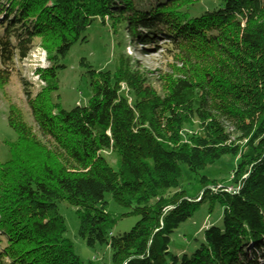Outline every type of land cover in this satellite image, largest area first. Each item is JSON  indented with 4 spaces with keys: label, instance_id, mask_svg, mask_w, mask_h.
<instances>
[{
    "label": "trees",
    "instance_id": "trees-1",
    "mask_svg": "<svg viewBox=\"0 0 264 264\" xmlns=\"http://www.w3.org/2000/svg\"><path fill=\"white\" fill-rule=\"evenodd\" d=\"M219 1L195 13L201 0L150 11L133 0H0V88L24 82L20 63L35 47L48 61L35 70L41 91L27 98L36 131L21 108L9 111L18 139L0 158V264H92L65 237L61 202L77 208L88 247L110 248L112 264L263 263L264 0ZM98 19L114 35L129 28L134 44L140 30L145 45L164 40V70L135 66L120 42L114 70L92 72L87 106L65 111L50 100L57 61ZM227 155L240 159L229 183L238 193L205 176L195 198L177 191L182 164L198 173ZM106 194L140 217L129 232L113 235L119 218ZM205 199L224 208L222 225L192 254L172 255V234Z\"/></svg>",
    "mask_w": 264,
    "mask_h": 264
},
{
    "label": "rangeland",
    "instance_id": "rangeland-1",
    "mask_svg": "<svg viewBox=\"0 0 264 264\" xmlns=\"http://www.w3.org/2000/svg\"><path fill=\"white\" fill-rule=\"evenodd\" d=\"M133 1L136 8L150 11L161 0ZM201 1L199 8L194 9L193 12L199 13L216 9L220 4L219 0H214L211 4L206 0ZM150 15L151 12H146V16ZM121 31L123 34L114 35L110 23L107 22L105 25L98 19L81 33L80 39L71 47L66 56L57 61L58 88L50 94V100L53 104L59 105L65 111H70L75 107L87 106L92 96V78L96 79V76L92 77V72L100 73L114 70V60L119 50L117 45L120 42L123 43L124 52L133 59L135 66L153 73V77H156L159 71L164 70L165 61L162 55L164 40L157 38L152 45H145L148 35L140 30L142 37L137 40V44H134L129 32L130 29ZM83 61L88 62L91 68L84 66ZM20 66L24 82H20L15 76L5 88H0V158L2 162L8 159L6 143H14L18 139L17 134L8 123L11 105L21 108L25 121L33 126L36 131L27 98L28 94L32 98L36 96L43 87L35 75V70L48 66L45 50L40 46L35 47L21 61ZM108 156L111 158V155ZM239 162V156H223L215 164L198 173L191 172L186 165L182 164L177 191H183L188 198H195L204 190L200 183L202 176L211 181L223 182L232 191V185L229 183ZM111 166L117 168L114 161ZM219 186L223 185L212 187V191L218 190L217 187ZM239 191L240 189L235 194ZM174 192L176 191H171V193ZM105 202L108 212L119 218L113 229V235L117 236L129 232L140 220V217L130 214L131 209L116 204L110 194L105 195ZM57 206L67 228L65 237L72 242L74 254L84 263L112 264V251L107 245L97 244L93 248L88 247L85 241L80 238V221L76 213L77 208L70 206L67 202L58 203ZM223 214L224 208L220 203L205 199L193 217L182 223L179 229L172 234L169 246L170 253L178 257L184 254H192L204 241L205 230L212 226L222 225ZM260 262L262 263V260Z\"/></svg>",
    "mask_w": 264,
    "mask_h": 264
},
{
    "label": "built area",
    "instance_id": "built-area-1",
    "mask_svg": "<svg viewBox=\"0 0 264 264\" xmlns=\"http://www.w3.org/2000/svg\"><path fill=\"white\" fill-rule=\"evenodd\" d=\"M239 187H237V188H234L232 191L231 190H229V189H226V191L227 192H234L236 189H238Z\"/></svg>",
    "mask_w": 264,
    "mask_h": 264
},
{
    "label": "bare ground",
    "instance_id": "bare-ground-1",
    "mask_svg": "<svg viewBox=\"0 0 264 264\" xmlns=\"http://www.w3.org/2000/svg\"><path fill=\"white\" fill-rule=\"evenodd\" d=\"M232 188L234 189V187H232ZM227 189H228V188H227ZM239 189H240V187H239L238 189H236V190L234 191V193L237 192Z\"/></svg>",
    "mask_w": 264,
    "mask_h": 264
}]
</instances>
